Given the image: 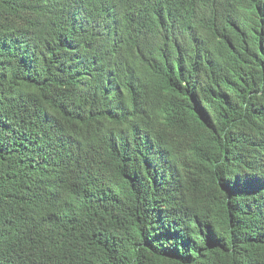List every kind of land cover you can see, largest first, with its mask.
I'll return each instance as SVG.
<instances>
[{"label": "trees", "instance_id": "16d2710c", "mask_svg": "<svg viewBox=\"0 0 264 264\" xmlns=\"http://www.w3.org/2000/svg\"><path fill=\"white\" fill-rule=\"evenodd\" d=\"M0 264H264V0H0Z\"/></svg>", "mask_w": 264, "mask_h": 264}, {"label": "bare ground", "instance_id": "6f19581e", "mask_svg": "<svg viewBox=\"0 0 264 264\" xmlns=\"http://www.w3.org/2000/svg\"><path fill=\"white\" fill-rule=\"evenodd\" d=\"M135 4V3H134ZM172 116V115H171Z\"/></svg>", "mask_w": 264, "mask_h": 264}]
</instances>
